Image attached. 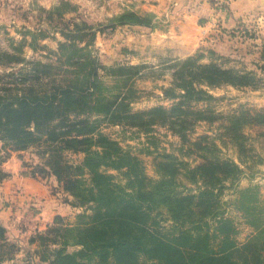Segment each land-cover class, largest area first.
Returning a JSON list of instances; mask_svg holds the SVG:
<instances>
[{
    "label": "trees",
    "instance_id": "trees-1",
    "mask_svg": "<svg viewBox=\"0 0 264 264\" xmlns=\"http://www.w3.org/2000/svg\"><path fill=\"white\" fill-rule=\"evenodd\" d=\"M116 24L152 26V18L127 10ZM62 35L65 40L59 42L54 62L0 52L5 57L0 63L29 65L17 76L20 86L0 85V142L15 150L42 145V162L34 167L39 171L32 168L27 174L54 177L58 187L74 197L71 204L84 210L71 224L56 216L31 236L29 243L40 242L42 252L29 248L22 259L1 253L0 264H264L262 214H257L256 232L238 241V229L220 201L222 180H235L242 170L236 162L202 156L194 166L183 168L169 155L155 157L160 177L154 180L143 172L136 155L101 130L104 122L148 131L155 124L219 119L228 132L239 134L245 125H264V113L223 115L209 104L197 106L213 97L208 88L254 86L255 72L202 63L198 52L175 60L171 85L163 88L164 97L173 100L169 108L134 110L133 81L142 66L102 64L91 52L96 33L88 26L75 29L70 37ZM261 60L257 67L264 72V43ZM32 78L36 82L27 84ZM47 83L52 87L46 88ZM66 150L82 154L81 161L69 163L63 157ZM1 153L0 181L7 176L1 164L8 154ZM113 170L120 171L125 182L115 180ZM180 175L202 186L196 192L175 190ZM159 211L172 222L166 232L160 229ZM7 241L0 224V249Z\"/></svg>",
    "mask_w": 264,
    "mask_h": 264
},
{
    "label": "rangeland",
    "instance_id": "rangeland-1",
    "mask_svg": "<svg viewBox=\"0 0 264 264\" xmlns=\"http://www.w3.org/2000/svg\"><path fill=\"white\" fill-rule=\"evenodd\" d=\"M144 1L145 4L153 2V0ZM113 3L115 7L111 6L110 0H0V52H15L28 60L54 62L59 42L65 40L62 33L70 37L75 29L88 26L96 33L94 43L90 46L91 52L102 64L111 66L121 63L142 66L140 75L133 81L136 90L131 103L133 109L144 110L156 105L169 108L173 100L164 97L163 88L171 85L174 64L177 62L175 60L180 58L163 55L148 43L149 33L154 28L163 30L166 27V16L160 14L156 17L152 11L143 7H138V11L134 10L140 12L139 14L151 15L152 18V26L142 25L147 41L146 52L149 54L140 59L136 56L135 50H128L122 43L128 33H135L133 29L136 28L128 27L129 29L124 30L125 27L120 28L124 25L116 24L120 13H115V10L119 8L120 0H113ZM127 10L132 11L130 8ZM215 23L214 27L218 35H213L212 42L202 44L191 55L201 53L202 63L213 61L224 67L253 70L256 74V83L254 86L222 85L208 88V92L213 97L199 102L197 106L205 107L209 104L215 113L223 115L240 111H248L252 114L264 113V72L257 67L263 63L261 60L263 45L261 51L256 49V45L260 42L259 37L264 31V9L256 8L255 12L248 13L245 19L234 27L219 25L217 21ZM85 39H88L87 35ZM262 41L264 43V37ZM155 55L159 57H154ZM4 59L5 57L0 56V61ZM27 70H29L28 64L0 63V85L3 88L20 86L17 76ZM101 74L106 83L111 82L110 77ZM34 82L36 80L32 78L27 84ZM52 84L47 83L45 87L51 88ZM190 122L181 120L172 126L155 124L148 131L126 124L104 122L101 124V130L116 140L122 148L136 155L142 162L143 172L154 180L160 177L155 169V157L162 158L169 155L181 161L183 168L194 166L202 156L236 162L242 170L235 180L230 178L222 180L220 201L225 215L233 219L238 229L237 240L244 241L258 229L257 214L261 213L264 218V125H245L239 130V134H236L232 131L228 132L219 119ZM43 150L44 147L38 143L24 150H15L13 145L0 142V151L3 155L8 153L9 156L15 151L22 152L21 154L24 155L22 162L26 172L42 162ZM82 156L80 153L67 150L63 152L64 159L69 163L80 162ZM111 172L116 175L115 180L125 182L126 179L120 171ZM38 177L44 179L50 189L62 191L54 177L47 175ZM181 182L185 185L180 184ZM198 186L202 184L184 181L183 176L180 175L175 190L185 192L190 189L196 192ZM64 198L72 205L71 202L74 200L72 195L67 193ZM78 208L79 212L84 210V207ZM159 212L157 220L161 222L160 229L166 232L172 222L165 211ZM75 219L76 215L63 220V223L71 224ZM6 237L8 244L0 249V254L3 253L7 257L12 255L22 259L25 258V254L30 253L28 251L30 249L41 252L43 250L40 242L29 245V238L20 242L7 235ZM68 250L73 251L74 248L70 247ZM141 264H152V262L142 261Z\"/></svg>",
    "mask_w": 264,
    "mask_h": 264
},
{
    "label": "crops",
    "instance_id": "crops-1",
    "mask_svg": "<svg viewBox=\"0 0 264 264\" xmlns=\"http://www.w3.org/2000/svg\"><path fill=\"white\" fill-rule=\"evenodd\" d=\"M110 3L112 7L116 6L113 0ZM138 7L152 11L156 17L160 14L166 16V27L163 30L154 28L149 33L148 43L152 48L163 55L183 58L196 52L202 44L212 42L213 37L218 35L214 27L216 21L219 25L234 27L256 8L264 9V0H223L220 6L213 0H153L147 4L144 0H120L115 13L129 8L138 11ZM128 27L136 28L133 29L135 33H128L122 43L128 50H135L136 56L142 59L149 54L146 52L144 29L141 25H124L120 28L127 30ZM263 37L264 31L256 45L259 51L262 50ZM21 153L12 152L4 159L1 168L7 176L0 181V224L5 227L9 238L20 242L51 225L56 216L66 220L80 211L65 200L67 193L50 189L44 179L27 174Z\"/></svg>",
    "mask_w": 264,
    "mask_h": 264
},
{
    "label": "built area",
    "instance_id": "built-area-1",
    "mask_svg": "<svg viewBox=\"0 0 264 264\" xmlns=\"http://www.w3.org/2000/svg\"><path fill=\"white\" fill-rule=\"evenodd\" d=\"M215 4H216L217 6H220V5L222 4V0H215Z\"/></svg>",
    "mask_w": 264,
    "mask_h": 264
}]
</instances>
